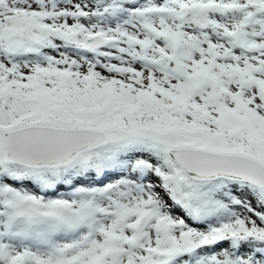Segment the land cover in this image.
Returning a JSON list of instances; mask_svg holds the SVG:
<instances>
[{
  "label": "snow or ice",
  "instance_id": "6c2138e0",
  "mask_svg": "<svg viewBox=\"0 0 264 264\" xmlns=\"http://www.w3.org/2000/svg\"><path fill=\"white\" fill-rule=\"evenodd\" d=\"M0 264H264V0H0Z\"/></svg>",
  "mask_w": 264,
  "mask_h": 264
}]
</instances>
